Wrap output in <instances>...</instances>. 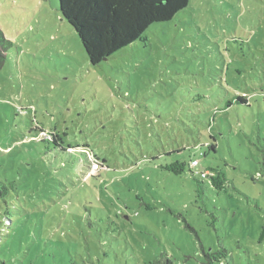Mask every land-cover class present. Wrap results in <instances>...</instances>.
Segmentation results:
<instances>
[{
    "label": "rangeland",
    "instance_id": "1",
    "mask_svg": "<svg viewBox=\"0 0 264 264\" xmlns=\"http://www.w3.org/2000/svg\"><path fill=\"white\" fill-rule=\"evenodd\" d=\"M0 28V264H264V0H188L97 65L57 0Z\"/></svg>",
    "mask_w": 264,
    "mask_h": 264
},
{
    "label": "trees",
    "instance_id": "2",
    "mask_svg": "<svg viewBox=\"0 0 264 264\" xmlns=\"http://www.w3.org/2000/svg\"><path fill=\"white\" fill-rule=\"evenodd\" d=\"M57 1L61 18L75 30L91 65H97L120 49L142 40L144 32L151 24L170 21L188 5V0H161L160 4L152 3V0ZM161 8L164 10L161 11ZM8 46H11V42L4 37L0 28V69L6 60ZM236 102L247 104L243 96H237ZM56 136L54 133L52 140L41 139L39 142L52 143L58 147L56 138L59 137ZM209 148L214 149L213 146ZM194 160L190 161L191 166H194L191 164ZM163 168L181 174L185 170V163L175 161ZM200 175L202 178L209 177L211 185L216 189H221L225 183L224 177L219 173L210 174L204 171ZM3 188L6 191L0 192L2 198L7 195L9 187ZM74 221L78 226V222L75 219ZM73 233H78L76 227H73Z\"/></svg>",
    "mask_w": 264,
    "mask_h": 264
},
{
    "label": "built area",
    "instance_id": "3",
    "mask_svg": "<svg viewBox=\"0 0 264 264\" xmlns=\"http://www.w3.org/2000/svg\"><path fill=\"white\" fill-rule=\"evenodd\" d=\"M191 164L196 166V165H198V161L194 160V161H192ZM98 165L99 164H98V160L97 159H90L89 171L90 172H95V170H97V168H98Z\"/></svg>",
    "mask_w": 264,
    "mask_h": 264
},
{
    "label": "snow or ice",
    "instance_id": "4",
    "mask_svg": "<svg viewBox=\"0 0 264 264\" xmlns=\"http://www.w3.org/2000/svg\"><path fill=\"white\" fill-rule=\"evenodd\" d=\"M152 3L160 4L161 3V0H152ZM70 6H74V5H70ZM160 10L163 11L164 8H161Z\"/></svg>",
    "mask_w": 264,
    "mask_h": 264
}]
</instances>
